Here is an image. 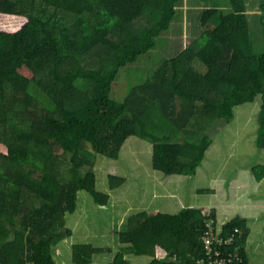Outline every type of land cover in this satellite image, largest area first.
Masks as SVG:
<instances>
[{
  "label": "trees",
  "instance_id": "trees-1",
  "mask_svg": "<svg viewBox=\"0 0 264 264\" xmlns=\"http://www.w3.org/2000/svg\"><path fill=\"white\" fill-rule=\"evenodd\" d=\"M180 2L0 0V264H56L53 250L72 235L67 218L78 192L105 208L128 181L110 173L101 192L94 165L97 155L118 160L131 136L150 142L153 169L195 175L211 128L260 96L255 143L264 149V51L255 46L246 0H228L225 12L205 7L200 35L160 59L151 51L168 41ZM140 19L146 23L138 27ZM151 57V73L121 82L127 66ZM134 202L111 261L93 259L111 248L73 243L70 264H131L129 253L150 256L149 264H195L205 257L211 221L234 237L223 254L248 264L245 218L218 223L214 208L170 213Z\"/></svg>",
  "mask_w": 264,
  "mask_h": 264
},
{
  "label": "rangeland",
  "instance_id": "rangeland-1",
  "mask_svg": "<svg viewBox=\"0 0 264 264\" xmlns=\"http://www.w3.org/2000/svg\"><path fill=\"white\" fill-rule=\"evenodd\" d=\"M246 5L255 46L262 52L264 0H246ZM212 6L224 12L229 10L228 0H181L178 6L180 14L173 20L172 28L167 33L168 41L158 45L151 53L160 59L168 58L177 53L180 47L187 46L191 39L197 38L201 33L200 12L205 7ZM145 23V19H140L135 25L139 27ZM154 59L155 57L145 58L144 62L140 60L127 66L120 77L121 82L129 83L139 77H146L151 73L153 63L151 61ZM196 66L201 72L205 71L202 64L197 63ZM126 70L131 72L128 73ZM260 103L261 98L257 96L253 102L236 106L234 118L230 122L225 124L218 122L211 128L213 141L195 175H165L153 169L151 144L137 136L128 138L118 160L97 155L94 165L97 190L106 192L107 175L110 173L126 176L128 181L124 187L111 191V199L105 208L97 207L86 191L78 192L77 209L67 218V225L75 229L74 240L77 243L87 241L89 233H96L99 238H108L106 244L104 239H100V242L112 247L110 252H105L110 253L106 259L112 260L119 246L117 234L125 229L128 215L118 213L113 207L126 203V199L128 205L133 202L131 205L134 207L136 206L134 201L148 200L153 202L157 209L161 207L162 211L170 213H176L188 205L217 207L221 212H225L227 217L234 213L256 216L250 218V222L255 224L249 229L244 247L247 257H253V264H264V178L261 182H255L252 171L253 168H258L259 172H263L259 167H264V149L258 148L255 143L256 118ZM200 189L205 192H199ZM217 221L225 223L228 218H222L221 221L217 218ZM67 252L69 258L70 250ZM235 256L239 257L237 253ZM125 257H128L131 264L150 262V258L139 261L132 255L126 254ZM68 258L67 262L70 264ZM106 259L105 261L109 262Z\"/></svg>",
  "mask_w": 264,
  "mask_h": 264
},
{
  "label": "crops",
  "instance_id": "crops-1",
  "mask_svg": "<svg viewBox=\"0 0 264 264\" xmlns=\"http://www.w3.org/2000/svg\"><path fill=\"white\" fill-rule=\"evenodd\" d=\"M263 180V179H262ZM261 180V181H262ZM261 181H257V180H255V182H261ZM145 204V203H144ZM143 203H141V205H140V207L142 208V210L144 209V208H146V206L144 205ZM188 206H191V205H188ZM106 207V206H105ZM131 207V205H128L127 203H123L122 205H119V207H118V209H119V211L118 212H120L121 214H124V213H126V214H131V213H134V212H136V211H133V212H130V211H132V207ZM213 208H215L216 209V213H217V218H218V220H222V218H228V220L229 219H231L232 217H234V216H236V215H238V214H236V213H234V215H228V217L226 216V214H225V212H221L217 207H213ZM131 209V210H130ZM147 209V208H146ZM154 210H160V211H162V209H161V207H159L158 209L155 207L154 208ZM130 212V213H129ZM164 212V211H163ZM241 214V213H240ZM128 216V215H127ZM240 217L242 216L243 218H245L246 219V223H247V225H248V228L249 229H252V227L254 226V224L255 223H251L250 222V218H253V217H256V216H253V215H249V214H241V215H239ZM68 226V225H67ZM70 227V226H69ZM251 227V228H250ZM126 228V227H125ZM122 230H124V229H122ZM75 239V229L73 228V232H72V235L70 236V237H67V238H65L63 241H61L60 243H58L56 246H55V248L56 249H54V258H55V261H56V264H68V262H67V258H68V252H67V250L69 249H71V245L73 244V243H77L76 242V240H74ZM100 239H104V241H105V244H106V242L108 241V238H104V237H102V238H99V237H97L96 236V233H89L88 234V238H87V241H84V242H79V243H90V244H92L93 246H95V247H102V248H112V247H110V245H103L102 244V242H100ZM109 254L110 253H108V254H106L105 252H101V253H96V254H94V256H93V259H94V261H96V262H106L105 261V259H106V257L107 256H109ZM128 255H132V257H134L135 259H137V260H139V261H141L142 259H144V258H150L151 259V257L150 256H147V255H135V254H133V253H129ZM261 255V254H260ZM256 257V256H255ZM128 258V257H127ZM68 260H70V258H68ZM106 260H109V261H111L110 260V258H108V259H106ZM253 257L252 256H249V258H248V264H253Z\"/></svg>",
  "mask_w": 264,
  "mask_h": 264
},
{
  "label": "built area",
  "instance_id": "built-area-1",
  "mask_svg": "<svg viewBox=\"0 0 264 264\" xmlns=\"http://www.w3.org/2000/svg\"><path fill=\"white\" fill-rule=\"evenodd\" d=\"M208 230L202 237L205 257L195 259V264H230L234 260L240 264V258L234 255H224V247L234 241L233 235L223 237L220 230L214 229L212 221L207 224ZM224 253V254H223Z\"/></svg>",
  "mask_w": 264,
  "mask_h": 264
}]
</instances>
